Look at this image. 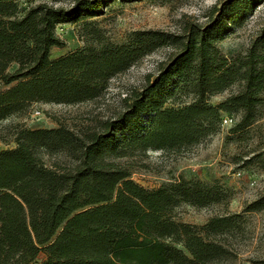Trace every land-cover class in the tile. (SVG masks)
Instances as JSON below:
<instances>
[{
	"label": "trees",
	"instance_id": "trees-1",
	"mask_svg": "<svg viewBox=\"0 0 264 264\" xmlns=\"http://www.w3.org/2000/svg\"><path fill=\"white\" fill-rule=\"evenodd\" d=\"M20 1L0 0V123L24 117L35 103L93 102L146 57L163 48L170 55L152 81L122 101L114 119L76 130L0 126V141L15 145L0 152V264H225L235 258L244 215L213 217L202 226L174 215L182 205L227 206L230 191L185 179L148 190L133 175L152 170L150 151L178 156L219 134L225 117L235 120L231 134L264 119V27L244 54L227 57L218 48L264 0H222L205 24L184 17L177 33L136 31L121 45L97 29L93 19L103 8L167 0L43 2L25 12ZM66 23H82L86 46L53 59V49L65 46L56 28ZM263 211L264 196L243 214ZM41 254L46 260L39 263Z\"/></svg>",
	"mask_w": 264,
	"mask_h": 264
},
{
	"label": "rangeland",
	"instance_id": "rangeland-1",
	"mask_svg": "<svg viewBox=\"0 0 264 264\" xmlns=\"http://www.w3.org/2000/svg\"><path fill=\"white\" fill-rule=\"evenodd\" d=\"M48 3L59 7H69L73 0H27L20 1L25 12L31 5ZM222 0H167L166 3L149 1L109 3L102 14L94 17L100 35L110 43L124 44L128 36L136 31H164L177 33L184 18L205 24L208 14L219 7ZM264 27V1L247 16L242 27L231 29L219 50L227 57L244 54L251 42ZM57 35L65 43L63 48H55L52 58L58 59L86 46L82 23H66L56 28ZM170 49L163 48L146 57L123 75L114 77L107 92L99 99L76 106L35 103L22 118H12L0 126L21 123L30 129H55L67 125L79 129L85 125H95L97 121H107L117 117L123 110L122 101L130 94L138 92L148 80L157 75L160 65L167 61ZM17 68L13 65L10 72ZM3 87H0L2 90ZM228 94L212 99V104L221 103ZM225 117L224 119H228ZM222 124L221 132L208 138L202 144L174 156L150 151L148 163L152 170L139 171L133 175L134 181L148 190H157L166 183L180 179L203 181L219 185L231 193L227 206L197 209L182 205L174 212L176 219L185 224L202 226L211 218L227 214L244 215V234L235 242V258L225 264H254L264 260V211L243 214L246 205L264 196V119L244 133L231 134L235 125ZM0 141V152L13 149ZM46 260L41 254L38 262Z\"/></svg>",
	"mask_w": 264,
	"mask_h": 264
},
{
	"label": "built area",
	"instance_id": "built-area-1",
	"mask_svg": "<svg viewBox=\"0 0 264 264\" xmlns=\"http://www.w3.org/2000/svg\"><path fill=\"white\" fill-rule=\"evenodd\" d=\"M234 121H233V119H231V118H228V119H224V121H223V123L224 124H229V123H233Z\"/></svg>",
	"mask_w": 264,
	"mask_h": 264
}]
</instances>
